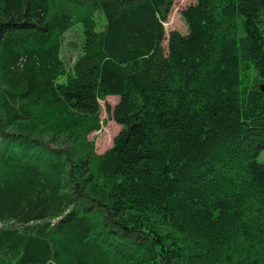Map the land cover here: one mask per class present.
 Masks as SVG:
<instances>
[{
  "label": "trees",
  "instance_id": "16d2710c",
  "mask_svg": "<svg viewBox=\"0 0 264 264\" xmlns=\"http://www.w3.org/2000/svg\"><path fill=\"white\" fill-rule=\"evenodd\" d=\"M175 1L0 0V264H264V0Z\"/></svg>",
  "mask_w": 264,
  "mask_h": 264
},
{
  "label": "rangeland",
  "instance_id": "374dc122",
  "mask_svg": "<svg viewBox=\"0 0 264 264\" xmlns=\"http://www.w3.org/2000/svg\"><path fill=\"white\" fill-rule=\"evenodd\" d=\"M196 0H176L168 20L164 24L167 37L170 31H178L183 35L188 33V27L183 19L182 12L191 5L196 4ZM96 19L101 26L105 24L104 17L97 13ZM261 20L264 29V11L261 15ZM83 40V30L82 26L78 25L72 30L68 31L63 38V46L61 51V59L66 66V68H71L75 61L80 55V46ZM164 47L168 49V41L164 42ZM251 78H255L254 72H251ZM119 101V97L110 96L105 99L100 100L101 112H100V129L96 132L91 133L88 138L93 141L95 150L98 154L106 152L113 146L115 138L119 135L122 127L118 125L112 117L107 112V106L113 108ZM258 160L264 163V152L261 153ZM8 223H0V228L4 226H9Z\"/></svg>",
  "mask_w": 264,
  "mask_h": 264
}]
</instances>
